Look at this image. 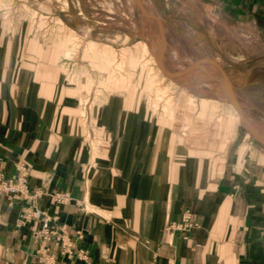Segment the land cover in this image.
<instances>
[{"label": "crops", "instance_id": "crops-1", "mask_svg": "<svg viewBox=\"0 0 264 264\" xmlns=\"http://www.w3.org/2000/svg\"><path fill=\"white\" fill-rule=\"evenodd\" d=\"M65 1L0 0V172L25 187L0 192V264H264V142L226 93L264 141V0H143L166 67L209 66L176 80L142 75L134 0ZM35 208L87 258L38 242Z\"/></svg>", "mask_w": 264, "mask_h": 264}, {"label": "built area", "instance_id": "built-area-1", "mask_svg": "<svg viewBox=\"0 0 264 264\" xmlns=\"http://www.w3.org/2000/svg\"><path fill=\"white\" fill-rule=\"evenodd\" d=\"M23 179L14 180L7 178L4 173L0 172V192L9 195L12 199L22 196L24 192ZM55 200L58 202H68L71 197L67 192H58L55 194ZM25 220L36 218L41 222L40 228L35 232L34 236L40 243L54 241L57 244L59 253L68 258H72L75 254L81 258H87L88 252L82 248H78L76 243L71 239L65 224H60L57 218L46 213L40 208H35L31 212H26ZM192 226L190 221V211L185 210L181 219L175 223V227L186 230ZM82 237V234H80ZM54 254L45 253L41 257V264H51L54 260Z\"/></svg>", "mask_w": 264, "mask_h": 264}, {"label": "rangeland", "instance_id": "rangeland-1", "mask_svg": "<svg viewBox=\"0 0 264 264\" xmlns=\"http://www.w3.org/2000/svg\"><path fill=\"white\" fill-rule=\"evenodd\" d=\"M63 2V4L61 5V8L64 9L66 8V1L65 0H61ZM105 1H112V0H105ZM146 1V0H144ZM143 0H139V2L141 3V5L143 6L144 9H146L147 11H150L149 6L147 5L146 2H144ZM150 22L153 24V30H154V36L153 39L145 42L142 44L140 51H141V62H142V75L143 76H160L162 78H164V74L160 71H157V73H154V69L152 68V66H155V55L157 53V51H160V48L162 47V42H161V28H160V23L159 20H154L152 17H148ZM164 46V45H163ZM199 58L194 59V61L190 64V66L188 67V69L184 72L183 76H190V74L192 72H190V69L192 67H194L196 65V63L200 64V78H208V76H206V72L205 69L209 66H205L204 64H201L200 61L196 62ZM201 59V58H200ZM185 61L181 66H183L185 63L189 62ZM177 64H180L179 62ZM169 71L170 69L167 68ZM156 72V71H155ZM171 72V71H170ZM214 72L219 73V71H217V69H214ZM166 78H168L166 76ZM214 78V77H212ZM230 88V82H229V86L227 87ZM252 122V126H254L256 129H258L259 131H263L264 132V126L262 127V125L260 126L261 128H258L257 125L263 124L264 125V121L262 120H257L254 118H249ZM256 123V125L254 123ZM257 133L252 134L254 137L257 138L256 136Z\"/></svg>", "mask_w": 264, "mask_h": 264}, {"label": "water", "instance_id": "water-1", "mask_svg": "<svg viewBox=\"0 0 264 264\" xmlns=\"http://www.w3.org/2000/svg\"><path fill=\"white\" fill-rule=\"evenodd\" d=\"M136 5L138 6V8L140 9V11L146 16V17H152L154 20H159L160 19L158 18V16H156L155 14L145 10L143 8V6L141 5V3L139 2V0H134ZM164 50V47L162 49V52ZM162 52L161 54H159V52L157 51L156 55H155V58H156V61H157V64L158 66L160 67V69L163 71L164 75L173 79V80H176L178 79L179 77H181L184 72L188 69V67L190 66V64L194 61V60H190L189 62L185 63L183 66H181V68L173 73V72H170L167 67H166V64L164 62V59L162 58ZM202 60H206L208 63H211V64H216L215 61L209 59V58H201ZM224 71V70H223ZM224 73L226 74V72L224 71ZM226 93L228 94L229 98L232 100V102L234 103V105L236 106L239 114H240V118H241V121L243 123V125L245 126V128L248 130V132H250L251 134H254V132H251L246 124V117H245V113H244V108L242 107V105L240 104V102L238 101V99L236 98L235 94H234V91L229 88L228 90H226ZM257 138L259 140H261L262 142H264L257 134H256Z\"/></svg>", "mask_w": 264, "mask_h": 264}, {"label": "bare ground", "instance_id": "bare-ground-1", "mask_svg": "<svg viewBox=\"0 0 264 264\" xmlns=\"http://www.w3.org/2000/svg\"><path fill=\"white\" fill-rule=\"evenodd\" d=\"M158 18H159V16H158ZM159 23H160L161 35H162L161 21H159ZM161 37H162V36H161ZM161 42H162V47L160 48L159 54H161L162 49H163V37L161 38ZM212 74H213V73H212ZM212 74H211V75H212ZM216 76H217V75H216ZM222 84H224V83H222ZM246 122H247V120H246ZM260 126H261V125H257L258 128H261ZM262 127H263V126H262Z\"/></svg>", "mask_w": 264, "mask_h": 264}]
</instances>
